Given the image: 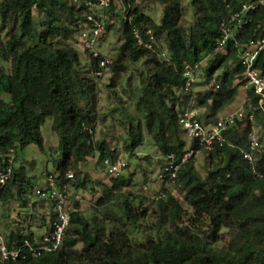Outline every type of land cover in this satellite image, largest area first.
I'll return each mask as SVG.
<instances>
[{"label":"trees","instance_id":"16d2710c","mask_svg":"<svg viewBox=\"0 0 264 264\" xmlns=\"http://www.w3.org/2000/svg\"><path fill=\"white\" fill-rule=\"evenodd\" d=\"M136 1L121 0L126 17L116 29L120 44L113 48L112 56L101 53L95 58L84 46L88 56L84 66L76 44L81 33L90 28L87 7L73 0H0V164H7L11 149L35 144L45 151L41 127L51 117L57 145L49 147L51 170L47 174L63 179L67 171H73L76 185L94 195L102 185L93 182L82 167L97 155L103 168V160L115 161L118 152L105 137L94 138L100 76L93 72L99 70L101 58H108L110 88L116 89L129 71L136 80L128 90L139 115L121 117L126 125L122 151L135 157L136 149L149 137L158 150L156 165L162 169L168 154H175L180 163L190 149L200 150L208 161L205 174L195 169L191 156L175 178L162 181L148 204H144V196H135L138 205L133 200V173L117 175L109 188L101 187L102 195L93 204L97 216L86 217L78 201L74 202L58 250L0 264H264V152L253 164L242 154L248 146L251 122L247 118L238 121L226 132L227 141L212 151L196 141H191L188 150L179 123L180 114L195 95V108L202 111L199 120L209 124L229 109L238 88L246 87L238 52L255 38L264 9L252 12L250 21L221 48L222 22L242 2L254 0H191L190 18L179 0ZM153 3L162 7L159 23L145 12ZM110 29L106 22L104 34ZM147 30H151L153 41ZM205 59L210 69L203 84L210 88L195 94L192 86L187 89L185 67ZM256 66L264 68V50ZM129 80L126 78L127 85ZM111 93L120 110L124 109L125 101L118 92ZM82 94L89 100L88 108L79 102ZM245 96L252 104L264 143V115L257 109L258 97L250 87H246ZM149 156L144 158L151 160ZM33 186L24 167L12 165L0 192L1 219L10 228L9 206L30 204L28 215L33 222L47 203L49 211L40 218L49 217L43 234H50L55 220L53 204L30 201L27 190L31 194ZM26 216L22 221H27ZM33 225L23 227L19 222L6 232L8 246L25 239L36 243L43 234L37 235ZM223 235L229 240L220 245Z\"/></svg>","mask_w":264,"mask_h":264},{"label":"rangeland","instance_id":"374dc122","mask_svg":"<svg viewBox=\"0 0 264 264\" xmlns=\"http://www.w3.org/2000/svg\"><path fill=\"white\" fill-rule=\"evenodd\" d=\"M179 1L184 8L186 16L190 18L191 0ZM136 4H143V1L137 0ZM126 10V6H124L121 0H110V7L106 12V22L111 25V29L109 32L104 34L103 38L100 41V44L96 46V48H98V50L104 56L110 58L114 52L113 48L120 44L119 36L116 33V29L119 27L121 19L126 17ZM145 12H147V14H149V16L155 22L159 23L160 18L162 16V7L158 3H153L150 7L148 6ZM78 38L80 43L76 44V48L79 51V56L82 65L87 66L88 56L84 48V42L80 41V36ZM156 46L159 47L160 44L157 42ZM209 69V61L208 59H205L199 64V67L195 70L194 83L192 85V90L195 94L198 91L203 92L204 90L210 88V84L208 86L203 84L206 73ZM110 77L111 72L109 68H106L104 70L103 75L99 79H97L98 101L96 105V110L99 118L95 122L94 138L105 137L108 140L111 148L118 150L116 160L122 159L126 163V165L119 172V175L128 176L129 174L133 173L134 183L136 184L133 187L134 204H139V199H135V196H144V204H148L149 201L154 197V194L162 187V181L161 179H159L161 169L156 165L159 156L158 150L154 145H152L151 139L149 137H146L145 145L136 149L135 157H129V155L122 151L121 145L122 139L126 137V125L124 124V122L121 121V117L126 114L139 115V112L133 105L134 99L131 100V97H129L130 94L128 90L130 84L136 83V80L135 75L129 71L123 77V79L121 78L116 89H113L108 86V84L110 83ZM128 77L130 78L129 85H127L126 83V78ZM114 90L117 91L118 94L125 101L126 105H124V109L120 110V107L116 103L115 97L113 93H111ZM245 92L246 87L240 86L238 88L235 101L230 105L231 108L228 107L229 109L222 111L220 115L241 108L243 106ZM110 93L111 95H109ZM195 96L192 102L193 104L190 106L191 109L198 116H200L201 113H199L198 108H195ZM79 102L82 107H89V100L86 95L82 94L79 97ZM115 108L116 111L112 112V110ZM102 117L105 118V121H102ZM51 121L52 118L47 117L45 123L41 127L45 151H42V149L35 144H29L23 148H17L16 151H13V153L11 154L13 165L16 168L23 166L24 172L30 177L31 183L32 185H34L32 187L31 194L30 191L27 190V195L28 197H30V201L33 202L35 200H39L35 196V190L38 187H42L44 185L47 172L51 170V155L49 152V147L57 145V137L51 132ZM255 127V129H257L258 131V127L256 126V124ZM184 139L187 144L186 148L189 150L191 147V140H189L185 136ZM146 155H150L149 158L151 160L145 159L146 157L144 158V156ZM193 157L195 169L201 175H204L208 168V161L206 160V155L203 152H198ZM97 159V155L94 158H88L86 163L82 167V171L85 172L93 182H96L97 185H102L104 187L109 188L112 185V178L116 176H112L108 173H105L103 171L102 166L98 164ZM144 179L146 180L144 181ZM164 186L169 189H174L173 187L168 186V184ZM101 187L97 189L94 195H91L87 188L83 186H77L76 183L73 182L71 188L69 189L70 200L72 202L78 201L80 210L86 217L90 218L91 216H97L99 211L94 209L93 204L95 203L97 198L102 195ZM180 196H182V194H180ZM9 208L10 219L8 223L10 225V228H7V221L5 222L1 219L3 209L0 204V233L4 237L5 233L14 229V227L19 222H21V225L23 227H26L28 224L34 223L32 228L33 231L37 235H41L44 233L47 223L49 222V217L46 215L45 219L43 220L40 217L44 212H46L45 214L48 213L49 206L47 203L38 210V218L33 222H31V218L28 215L30 213V204L28 206H22L21 208L17 204H12L9 206ZM25 216L27 217V221H22L23 217ZM228 240V237L226 235H223L221 241L218 242V244H226Z\"/></svg>","mask_w":264,"mask_h":264},{"label":"built area","instance_id":"2783aa9c","mask_svg":"<svg viewBox=\"0 0 264 264\" xmlns=\"http://www.w3.org/2000/svg\"><path fill=\"white\" fill-rule=\"evenodd\" d=\"M73 2L77 5H84L89 10L86 14V19L90 23V28L85 29L81 33L80 41L84 42V46L88 47L93 57L98 58L101 53L96 46L100 44L105 32L106 12L110 7V0H73ZM259 8L264 9V0L242 2L240 7L232 12L227 20L222 22V37L219 41V46L222 48L229 39L234 38L236 32L240 31L250 21L251 13ZM135 34L138 37L137 42L141 44V38L137 32ZM147 34L150 35L149 38L153 41L154 38L151 30H147ZM262 50H264V17L258 23L255 38L243 44L238 52L240 63L244 68L247 86L252 88L254 95L258 97L257 109L261 115H264V68L256 66V60ZM109 62L108 58H101L98 64L99 70H96L93 74L101 77ZM198 67L199 64L194 67H185L184 75L188 78L186 83L187 89L193 85L195 70ZM246 109L252 111L247 114L245 112ZM244 118H247L252 126L248 146L242 150V154L245 159L253 164L257 156L264 152V143L257 129H255L252 104L246 98L243 100L241 108L221 115L215 123L203 124L197 114L191 109V106L180 114L179 123L189 140L196 141L200 147L212 151L215 145L221 146L227 141L226 132ZM198 152L200 150L194 151L190 149L182 157L180 163L176 161L175 154H168L165 157L166 163L159 174V179L164 181L166 178H175L181 164ZM12 153L13 150H9L6 165L0 164V192L4 189L12 173ZM125 165L126 163L122 159L112 161L109 158H105L103 160L104 172L112 176L119 175V172ZM74 181L75 176L72 171H67L63 179H58L54 174L46 175L44 185L35 190V196L40 200H46L53 204L55 220L51 225V233L43 234L36 243L25 239L21 243L14 244L11 247L8 246L4 236L0 233V261H15L20 258L24 259L28 255L37 257L42 253L53 252L61 247L73 210L74 202L70 200L69 189Z\"/></svg>","mask_w":264,"mask_h":264},{"label":"clouds","instance_id":"9594fccd","mask_svg":"<svg viewBox=\"0 0 264 264\" xmlns=\"http://www.w3.org/2000/svg\"><path fill=\"white\" fill-rule=\"evenodd\" d=\"M100 53H101V52H100ZM246 87H248V86H247V83H246ZM245 98H246V96H244V99H245ZM192 104H193V103H191L190 105H192ZM222 115H223V114H222ZM197 116H198V115H197ZM220 116H221V115H220ZM220 116H219V117H220ZM198 118H199V116H198ZM217 119H218V118H217ZM185 136H186V135H185ZM12 165H13V164H12ZM161 170H162V169H161ZM103 171H104V170H103Z\"/></svg>","mask_w":264,"mask_h":264},{"label":"crops","instance_id":"0c3cea01","mask_svg":"<svg viewBox=\"0 0 264 264\" xmlns=\"http://www.w3.org/2000/svg\"><path fill=\"white\" fill-rule=\"evenodd\" d=\"M196 109H197V108H196ZM198 111H199V113H202V111H201V110H199V109H198Z\"/></svg>","mask_w":264,"mask_h":264}]
</instances>
